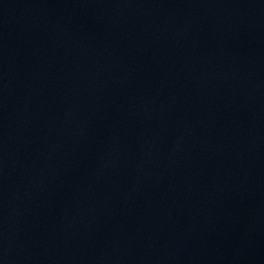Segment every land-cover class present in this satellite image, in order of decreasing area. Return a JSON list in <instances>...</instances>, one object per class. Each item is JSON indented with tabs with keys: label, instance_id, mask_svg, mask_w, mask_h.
I'll return each mask as SVG.
<instances>
[{
	"label": "water",
	"instance_id": "obj_1",
	"mask_svg": "<svg viewBox=\"0 0 264 264\" xmlns=\"http://www.w3.org/2000/svg\"><path fill=\"white\" fill-rule=\"evenodd\" d=\"M0 264H264V0H0Z\"/></svg>",
	"mask_w": 264,
	"mask_h": 264
}]
</instances>
